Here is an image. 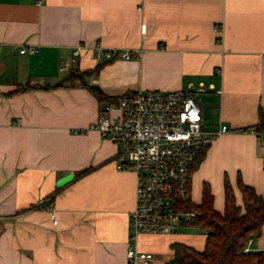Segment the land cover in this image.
I'll return each mask as SVG.
<instances>
[{"label":"crops","instance_id":"0c3cea01","mask_svg":"<svg viewBox=\"0 0 264 264\" xmlns=\"http://www.w3.org/2000/svg\"><path fill=\"white\" fill-rule=\"evenodd\" d=\"M80 44L141 51L112 61L84 51L73 64L108 97L208 90L196 94L205 126L228 130L199 152L193 202L208 185L223 212L226 179L238 205L239 178L264 194V0H0V264H128L130 245L166 264L173 243L204 249L205 233L191 226L131 238L136 173L117 168L123 147L93 127L108 103L82 81L56 86ZM25 46L37 50L21 54ZM247 246L264 250V228Z\"/></svg>","mask_w":264,"mask_h":264},{"label":"built area","instance_id":"2783aa9c","mask_svg":"<svg viewBox=\"0 0 264 264\" xmlns=\"http://www.w3.org/2000/svg\"><path fill=\"white\" fill-rule=\"evenodd\" d=\"M42 2L38 0V3ZM142 31H146L145 24ZM36 50L33 46H25L20 52L33 53ZM84 51L94 59L105 61L141 56L137 49L80 44L75 48L71 62L60 63L59 71L71 72ZM207 91L203 87L165 92L136 90L121 95L116 105L107 104L101 109L93 127L105 139L123 147V152L118 155L117 168L133 169L137 177L136 203L130 215L132 239L141 234L178 232L201 214L183 204L188 196L191 166L201 150L228 130L224 125L217 130L206 128L203 106L196 94ZM114 108L119 111L117 117L109 115ZM260 135L264 138V132ZM57 222L53 218V223ZM249 251L246 246L244 252ZM126 257L128 264H153L154 260L153 253L131 245Z\"/></svg>","mask_w":264,"mask_h":264},{"label":"trees","instance_id":"16d2710c","mask_svg":"<svg viewBox=\"0 0 264 264\" xmlns=\"http://www.w3.org/2000/svg\"><path fill=\"white\" fill-rule=\"evenodd\" d=\"M97 71V70H96ZM85 72L73 69L70 75L56 86L69 82L70 85L81 84L88 86L90 91L100 102L117 104L119 98L106 96L103 91L94 85L84 82ZM79 81V82H78ZM25 86L21 89H27ZM48 88V87H46ZM257 130L264 131V115ZM203 151L192 163L190 178L187 183L188 196L183 203L187 209L198 211L201 214L186 226L196 227L206 235L205 247L198 250L184 243H173V257L166 264H264V250L244 252V248L253 239L259 238L264 228V194H258L254 187L245 184L241 178L238 186L243 195V206L238 205L233 187L228 179L225 180V210L217 211L214 206V195L208 185L203 189V199L200 204L191 198V177L200 164ZM90 171L85 169L76 174L79 178Z\"/></svg>","mask_w":264,"mask_h":264},{"label":"rangeland","instance_id":"374dc122","mask_svg":"<svg viewBox=\"0 0 264 264\" xmlns=\"http://www.w3.org/2000/svg\"><path fill=\"white\" fill-rule=\"evenodd\" d=\"M79 82V81H78ZM210 95L211 94H198V97L200 98V100H201V103L204 105V106H207L208 104H210L211 102H210V100H209V98H210ZM206 112H207V114H208V116H216V113H217V111L215 110V109H213V108H208V107H206ZM212 126H214V125H216V124H211ZM187 232H198V233H202V231L201 230H199V229H192V230H188ZM133 235V234H132ZM154 264V263H153Z\"/></svg>","mask_w":264,"mask_h":264},{"label":"water","instance_id":"95a60500","mask_svg":"<svg viewBox=\"0 0 264 264\" xmlns=\"http://www.w3.org/2000/svg\"><path fill=\"white\" fill-rule=\"evenodd\" d=\"M204 108V107H203ZM70 180V177H64L63 179H61L59 182H58V185L61 186L65 183H67L68 181Z\"/></svg>","mask_w":264,"mask_h":264}]
</instances>
